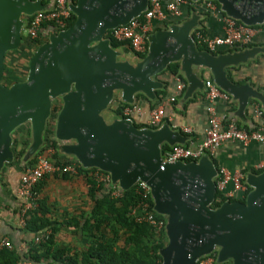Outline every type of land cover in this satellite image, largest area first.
Returning a JSON list of instances; mask_svg holds the SVG:
<instances>
[{
  "label": "water",
  "instance_id": "obj_1",
  "mask_svg": "<svg viewBox=\"0 0 264 264\" xmlns=\"http://www.w3.org/2000/svg\"><path fill=\"white\" fill-rule=\"evenodd\" d=\"M192 2L203 0H190ZM221 12L246 26L264 23V0H212ZM149 0H76L69 5L75 17L65 30L50 35L32 53L25 80L3 84L6 54L22 43L24 18L49 9L42 0H0V172L13 159L12 135L30 125L28 160L41 149L52 113L57 151L84 169L110 175L123 192L138 182L150 189L153 211L166 218L167 243L159 250L161 264H198L215 254L216 264H264V171L249 174L244 201L224 202L216 209L218 169L211 157L162 165V146L186 145L188 138L165 124L159 129L137 128L125 119H106L116 94L129 105L140 94L154 101L162 88L159 75L179 63L188 86L185 98L203 82L194 68L207 70L214 83L244 110L249 98L264 97L248 85H235L228 67L253 58L259 49L213 55L199 50L191 32L198 16L172 24L149 36L148 51L133 63L110 46L106 34L128 24L148 7Z\"/></svg>",
  "mask_w": 264,
  "mask_h": 264
},
{
  "label": "built area",
  "instance_id": "obj_2",
  "mask_svg": "<svg viewBox=\"0 0 264 264\" xmlns=\"http://www.w3.org/2000/svg\"><path fill=\"white\" fill-rule=\"evenodd\" d=\"M50 7L47 10L34 13L30 17L24 18V27L22 30V40L28 44H23L25 53L34 51L33 42L41 37L45 32L47 40L50 35L67 29L68 20L71 17L69 5L71 0H50ZM193 7L211 17L220 19L223 25L222 36H209L204 31L197 29L194 33V41L198 46H202L205 51L215 54L220 50H233L244 48L253 43L258 35L255 27L246 26L236 20L225 16L215 1L203 0L192 2L190 0H149L148 7L139 17L131 20L128 24L118 26L109 31L111 37L118 42L126 43V49L138 60L141 55H146L148 51L149 36L155 31V23H165L169 21H180L183 11ZM44 25L47 28H44ZM22 44V43H21ZM175 88L170 96L165 97L153 108L147 111V127L156 128L166 117V110L172 105L177 97L184 90V82L175 77ZM206 99L208 101L207 126L204 131V139L199 143L188 140V145H175L165 150L161 154L162 165L160 170L164 169L165 164L176 162H191L199 160L203 155L212 157L214 152L226 143H239L244 146L250 143L264 145V128L256 130H246L239 127L236 121L224 115L219 114L215 109L217 101H229V96L218 89L212 80L204 81ZM256 117H261V111L255 109ZM146 111L138 105H129L122 109L121 119L133 123L136 117H142ZM186 143V144H187ZM56 149L49 147L43 153L39 154L33 166L27 167L19 176L15 195L19 201L18 217L19 225L25 227V217L29 211L36 207L34 187L45 177L55 174L70 176L77 175L78 166L76 164L62 165L53 159ZM264 166H257L256 169H263ZM93 180L98 184L108 186L112 189L110 196L120 197L123 191L116 185H112L110 175L96 171L92 173ZM216 190H219L227 198H245L247 195V184L244 182V176L241 172L229 173L225 169H219L217 175ZM230 185L231 189H227ZM133 188L139 196V202L132 208L130 218L138 224H147L151 227L155 238H161L165 234L166 218L156 214L153 206L150 205V189L142 181H138ZM153 204V203H152ZM51 232L46 230L40 232L34 237V242L48 239ZM166 237V234H165ZM164 241V240H163ZM11 248L10 242L0 239V249ZM18 264H29L20 262ZM198 264H216L215 254L205 256L198 260Z\"/></svg>",
  "mask_w": 264,
  "mask_h": 264
},
{
  "label": "trees",
  "instance_id": "obj_3",
  "mask_svg": "<svg viewBox=\"0 0 264 264\" xmlns=\"http://www.w3.org/2000/svg\"><path fill=\"white\" fill-rule=\"evenodd\" d=\"M49 1L50 0H42V3L47 4ZM71 1L76 2V0ZM189 9L193 10V7H190ZM74 20L75 17L71 14L67 27H69ZM178 22L179 21L165 22L162 26H157L156 29H167L169 25L175 23L177 24ZM44 28L46 29L47 26L44 25ZM200 30L203 31L202 29ZM45 34V32H42L41 37L47 38ZM106 38L110 40V46L115 50H120L126 48L127 46L126 43L118 42L113 39L109 32L106 34ZM23 44L27 45L28 42L26 40H22V44L18 50L25 51ZM41 44H43V42L39 37L32 45L37 48ZM198 49L205 50L199 45ZM143 57H145V55H141L139 58L142 59ZM14 67L15 65L13 68ZM163 74H169L170 76L182 78L179 63L169 64ZM12 77H14L12 71H7V69H5V75L2 81L3 84L12 80ZM229 78L232 79L230 75ZM16 82L19 81L15 80L12 84ZM166 85L167 84H165V86ZM155 93L158 100L166 96L164 91H156ZM114 104H116V107L113 109L110 105L108 113H111L114 117L121 119L122 109L129 106V104L121 103L119 99H115ZM156 104L157 102H149V107L153 108ZM59 110L60 105L52 106V113L47 121V127L45 129V144L38 151V154L23 166L22 172L27 167L33 166L36 162L37 156L43 153L45 149L53 147L56 149L53 159L57 163L62 165L76 164L78 166L76 176H83L85 179L87 196L90 200V207L87 212L79 214L78 217L70 216L63 222L57 221L53 217V211L48 205L47 197L44 195L46 181L52 176L45 177L34 187L36 207L27 213L25 217V227L21 229L26 234V240H24L25 249L19 250L18 245L9 239L11 248L0 249V264H18L20 262H28L29 264H161L159 250L165 246V234L160 239L155 238L150 226L147 224L135 223L130 218L129 214L132 208L139 202L140 199L135 193V189L131 188L129 191L123 192L120 197L114 198L110 196L112 189L109 186L106 188L105 186L98 185L93 180L92 173L98 171L97 169H84L75 159H70L58 153L57 141L54 138L53 130L55 116ZM133 124L137 128H151L136 122H133ZM245 129L249 130L247 127ZM15 144H20L17 138L14 139V145ZM21 144L24 147V143L22 142ZM188 144L189 143L186 145ZM169 148V146L163 145L161 150L163 152ZM24 153L25 149H20L17 153V158L20 159ZM211 160L214 166L218 169L216 161L213 158H211ZM248 171L252 174H259L262 172V170L255 171L253 169H248L241 173L244 176V174ZM53 176L57 177L58 174ZM60 176L63 180H70L72 177L68 174ZM217 181L218 178L215 179L216 183ZM250 190L251 189L248 186L247 193ZM227 201L243 202L244 197L227 198L219 190H216L211 208L216 209ZM152 203L153 202L150 199L151 207L153 206ZM62 226L75 228V232H78L81 237L87 240V247L84 251L78 252L64 247H57L55 237ZM46 230L51 232L48 239L35 243L34 237L40 232H44Z\"/></svg>",
  "mask_w": 264,
  "mask_h": 264
},
{
  "label": "crops",
  "instance_id": "obj_4",
  "mask_svg": "<svg viewBox=\"0 0 264 264\" xmlns=\"http://www.w3.org/2000/svg\"><path fill=\"white\" fill-rule=\"evenodd\" d=\"M193 13L199 17L198 27L194 28L191 32V37L193 41H194V33L197 29H202L204 33H206L209 36H222L223 25L220 19L217 17L208 16L202 12L197 11V9L191 10L189 8L188 9L186 8L183 11V16L180 19V21L177 24L176 23L175 24L180 25L183 22L190 20ZM162 25L163 23L160 24L155 23V31L157 30L156 29L157 26H162ZM254 27L257 28L258 35L254 38V41L251 45L246 46L244 48H236L233 50H220L219 52L213 55L242 52L246 49H251V48L259 49V52L253 58H250L246 62L240 63L237 66L228 67L225 69V71L227 73L228 79L233 84L248 85L250 88L260 93L264 97V23L262 25H257ZM122 50L124 52H122ZM118 51L121 54L123 53V55H126L127 58L126 61L130 63H133L134 61L137 60L126 48L120 49ZM33 52L34 51L26 53L28 54L26 55L28 56L26 62H25V57H23L24 60L20 63L18 69L14 70V73H19L18 75H22L21 78H18L17 81L25 80L28 72V61ZM9 54L10 53H7L5 57V69L7 68L6 63ZM14 73L13 75L16 76ZM193 73L196 75V77L199 80L203 82V87L196 89L190 96L185 98L184 96L188 83L184 75L181 73L182 78L180 79L185 84L184 90L177 97L176 101L172 105L168 106L166 110L167 114L165 119L155 129H159L163 127L165 124H168L170 129H172L173 131H178L182 135L184 136L186 135L185 137H187L188 140L194 141L195 143H199L204 139V131L207 126L206 109L209 105L206 99L204 81L207 79L213 81V79L211 78L210 73L207 70L194 68ZM229 75L231 76L232 79L229 78ZM174 78H175L174 76H170L169 74H163V73L160 74L158 79L159 82H161L162 84V88H160L157 91H164L166 93L165 97L170 96L175 88ZM165 84L167 85L165 86ZM218 89L221 90L220 88ZM226 94L229 96L228 102L217 101L215 103V109L219 114L233 118L236 121V124L244 129L246 127L249 130L264 128V104L262 103L261 100L255 98H249L247 106L242 111L239 110L238 102L234 100L231 95H229L228 93ZM165 97L160 98L158 100L156 96L154 101H150L143 95L138 94L135 97V101L132 105L141 106L146 111V114L142 117L135 116L134 118H132L133 119L132 121L138 124L146 125L145 122L147 120V111L150 109L149 102L158 103ZM115 99H119L121 103H124L120 99V95L116 94L111 104V107L113 109L116 107V104H114ZM255 109L261 111V117H256L254 112ZM112 119H120V118H116L114 117L113 114H111L110 120ZM19 131H21L20 128H18L13 133L12 135L13 141L15 138H17L18 141L22 140L20 137H18ZM16 133L18 134V136L15 135ZM211 158H213L216 161L218 169L223 168L227 170L229 173L244 172L248 169H253L255 171H261V170L264 171V168L260 170L256 169L257 166L260 165L264 166V145H259L256 143H250L246 146L239 143H226L220 146L214 152ZM5 165L0 172V204L6 207V210L0 211V239L1 238H5L7 240L10 239L12 240V242L18 245L19 250H22L20 248L21 247L20 243L22 240L21 238L23 237L25 238L26 234L21 229H17V228L15 229L12 227L15 224L16 221L15 215H17L16 211L19 206V201L14 196L15 188L17 186L19 177L13 179L14 175L12 174L11 171H9L8 173H4L3 169L5 168ZM249 174H251L249 171L244 174V182L246 180L247 175ZM47 181H46V185H47ZM227 189L228 190L231 189V186L228 185Z\"/></svg>",
  "mask_w": 264,
  "mask_h": 264
},
{
  "label": "rangeland",
  "instance_id": "obj_5",
  "mask_svg": "<svg viewBox=\"0 0 264 264\" xmlns=\"http://www.w3.org/2000/svg\"><path fill=\"white\" fill-rule=\"evenodd\" d=\"M40 40L44 43L47 41L46 37H40ZM36 48L34 49V51ZM122 52H124L122 50ZM9 56L7 58V71H13L18 69L20 66V63L24 60L23 57L28 59V54H26L23 50H18L9 52ZM21 57V58H18ZM126 55L119 56V61H126ZM15 65V69L13 66ZM16 76L12 77V80L7 81L4 83L6 86H10L15 80H18V78H21L22 75H18L19 73H14ZM105 118L110 119L111 114L108 113V110L105 112ZM47 127V126H46ZM21 131H19V136L16 133L15 135L20 137L24 141H18L20 144L14 145V141L11 146L13 159L10 163H7L5 165V168L3 169L4 173H8L9 171L12 172L14 175L13 179L18 178L19 174L22 173V168L24 165H26L30 160H32L38 153H36L34 156L30 157L28 160H24V156L27 152V149L31 143V131H30V125L27 123L21 127H19ZM54 132V130H53ZM45 132L43 134V145L45 144ZM24 143V147L21 143ZM42 145V147H43ZM41 147V148H42ZM24 148L25 153L22 155L20 159L17 158V153L20 151V149ZM53 148V147H52ZM46 150V149H45ZM21 172V173H20ZM44 195L47 197V201L49 206L51 207L53 211V217L57 221H65L70 216L78 217L79 214L85 213L88 211L90 207V200L87 196V186L86 182L83 176H72L70 180H63L61 179V176L58 174L57 177L52 176L47 181V185L45 187ZM14 196L15 192H14ZM17 199V197H16ZM6 210V207L0 204V211ZM17 213V211H16ZM16 216L15 224L12 226L13 228L22 229L19 225V217L18 214ZM18 224V225H17ZM26 238V236H25ZM24 237L21 238V249H25L24 240H26ZM56 244L57 247H64L75 251H84V249L87 247V240L80 236L78 232H75V228L73 227H63L60 229V231L56 234ZM9 240V239H8ZM167 243V238L165 240V244Z\"/></svg>",
  "mask_w": 264,
  "mask_h": 264
}]
</instances>
